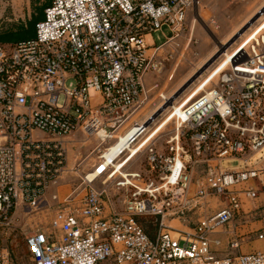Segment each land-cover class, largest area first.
<instances>
[{
    "label": "built area",
    "instance_id": "obj_1",
    "mask_svg": "<svg viewBox=\"0 0 264 264\" xmlns=\"http://www.w3.org/2000/svg\"><path fill=\"white\" fill-rule=\"evenodd\" d=\"M197 3L50 0L35 37L0 42V231L19 209L48 204L68 167V136L103 131L115 143L137 128L131 145L147 133L152 116L137 118L148 96L145 76L163 68L161 47L181 36ZM183 111L165 150H158L155 136L137 145L135 156L147 152L151 176L141 184L135 182L141 172L124 176L121 186L135 190L121 209L109 208L108 190L94 183L110 167L104 171L100 163L92 177H83L86 194L77 208L68 207V195L55 209L51 232L26 236L36 264H264V251L219 256L210 242L243 212L242 193L251 200L264 193V36L234 56ZM104 150L98 149L102 160ZM232 162L241 167L225 165ZM251 181L259 185L237 188ZM210 197L222 207L174 236L166 217L185 220ZM149 215L160 225L155 237L139 220ZM0 264H6L1 234Z\"/></svg>",
    "mask_w": 264,
    "mask_h": 264
},
{
    "label": "rangeland",
    "instance_id": "obj_2",
    "mask_svg": "<svg viewBox=\"0 0 264 264\" xmlns=\"http://www.w3.org/2000/svg\"><path fill=\"white\" fill-rule=\"evenodd\" d=\"M49 1L0 0V33L15 30L28 20L37 17L41 12L40 17L43 18L44 7ZM263 4L264 0H199V3L189 10L181 36L164 42L163 36L154 35L158 44L164 42L160 50L164 66L160 71L149 72L145 76L148 96L144 106L137 113V118L143 121L161 108L164 109L149 124L147 133L131 144V147L137 146L146 136L156 134L153 141L158 150L166 148L167 139L175 134L177 126L175 116H179V110L187 106L203 90H209L213 82H217L219 73L226 68L231 59H228L227 54L232 56L239 50L247 51L255 39L264 36ZM256 16L258 17L249 23ZM165 31L170 34L166 28ZM254 36L257 37L254 38ZM23 38L21 35L14 37L0 34V41ZM210 78L213 79L207 84ZM104 138L105 136L100 137L98 134L87 136L79 132L66 138L68 167L59 185L47 194L48 204L34 211L27 208L19 209L14 214L12 222L0 231L6 264H36L27 249L26 236L37 229L51 232L50 222L55 209L68 195L72 198L68 207L77 208L79 206L86 194L83 177L92 173L95 167L103 161L99 158L98 149L104 150L114 144L112 140ZM129 152V149H125L120 153L113 165L110 164L109 169L94 182L97 187L108 190L109 201L107 197L106 201L109 208L121 209L124 201L135 190L133 187L123 188L121 186L122 182L126 181L124 176L133 172H141L143 178L140 181L135 179V182L139 184L151 176L147 168L146 151L139 153L120 172L112 175L115 165L122 164ZM201 168L196 169V177ZM196 188L197 183L193 182L192 190ZM55 189L58 191L56 192ZM55 194L58 196L57 199L52 198ZM220 201L218 197H210L208 206L186 214L187 221L168 216L164 222L170 226L171 233L177 236L179 230H191L204 215L217 211L220 208ZM139 220L146 232L151 237H155L160 228L156 218L149 215ZM219 229L221 227L217 228ZM228 253L230 250L225 255Z\"/></svg>",
    "mask_w": 264,
    "mask_h": 264
},
{
    "label": "crops",
    "instance_id": "obj_3",
    "mask_svg": "<svg viewBox=\"0 0 264 264\" xmlns=\"http://www.w3.org/2000/svg\"><path fill=\"white\" fill-rule=\"evenodd\" d=\"M128 130L129 126L122 128L124 133ZM77 132L82 133L81 131ZM227 166L232 169H237L241 167V164L237 165L236 162H232L228 163ZM258 185V181H251L237 188L242 190L246 187H256ZM241 200L243 203V212L210 235L211 246L217 251L219 256H224L229 250L230 253L264 251V193H261L255 200L249 199L242 193ZM219 204L221 208L223 205L222 201ZM183 221L187 220L185 219ZM233 240L239 241L240 246L238 249L231 247L230 243Z\"/></svg>",
    "mask_w": 264,
    "mask_h": 264
},
{
    "label": "bare ground",
    "instance_id": "obj_4",
    "mask_svg": "<svg viewBox=\"0 0 264 264\" xmlns=\"http://www.w3.org/2000/svg\"><path fill=\"white\" fill-rule=\"evenodd\" d=\"M262 14H264V11L262 12ZM262 29L264 30V26L262 27ZM257 37V36H256ZM255 36H254V38H256ZM253 38V39H254ZM241 51L242 50H239V51H237L236 53H234L232 56L231 55H229V54H227V53H225V54H227V57H228V59H232L234 56H236L237 54H239V53H241ZM230 59V60H231ZM230 60H229V62H230ZM225 65V64H224ZM223 65V66H224ZM189 104V103H188ZM187 104V105H188ZM175 107V106H174ZM185 108V107H184ZM184 108H182V109H180L179 110V116L180 117H182V118H185V116H186V113L183 111V109ZM176 110L178 111V108H176ZM167 122V121H166ZM166 122H164V124L166 123ZM163 127V126H162ZM137 131H138V129L137 128H132L128 133H126V134H124V135H121L120 136V140L119 141H117V142H115L112 146H110V147H108L107 149H106V152H104V159H103V161L101 162V169L102 170H107L108 169V167L109 166H111V165H113V163H114V160L115 159H117L118 157H119V154L121 153V152H123L125 149H129L130 150V152H129V154L126 156V158L124 159V161H123V163L121 164V163H119V165H115V174L116 173H118V172H120L121 171V169L132 159V158H134V156L136 155V151H137V146H135V147H131V145H130V143H131V138L134 136V135H136V133H137ZM98 135L100 136V137H104L105 136V134H104V132L103 131H100L99 133H98ZM156 134H153L152 136L151 135H149V136H146L143 140H145V139H147L148 141L150 140V139H152L154 136H155ZM111 164V165H110ZM94 172V171H93ZM92 172V174L90 175V177H92L93 176V174H95V173H93Z\"/></svg>",
    "mask_w": 264,
    "mask_h": 264
},
{
    "label": "trees",
    "instance_id": "obj_5",
    "mask_svg": "<svg viewBox=\"0 0 264 264\" xmlns=\"http://www.w3.org/2000/svg\"><path fill=\"white\" fill-rule=\"evenodd\" d=\"M48 3L45 5V7L48 5ZM45 7H44V9H45ZM43 12H44V10H43ZM40 15H42V12L37 17L28 20L27 23L18 26L15 30L0 33L1 35H8V36H14V37L17 35H21L24 37L23 39L10 40V41H0V42L12 44V43L18 42L20 40H25V39H30V38L35 37L36 23L38 21H40L41 19H43L40 17Z\"/></svg>",
    "mask_w": 264,
    "mask_h": 264
},
{
    "label": "water",
    "instance_id": "obj_6",
    "mask_svg": "<svg viewBox=\"0 0 264 264\" xmlns=\"http://www.w3.org/2000/svg\"><path fill=\"white\" fill-rule=\"evenodd\" d=\"M259 14H261V13L259 12ZM257 17H258V16H256L255 18H253V20H251V22H249V23H252ZM163 109H164V108H161V110H159L157 113H155V114L151 117V120L156 119V118L161 114V112H162Z\"/></svg>",
    "mask_w": 264,
    "mask_h": 264
}]
</instances>
